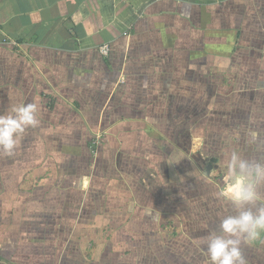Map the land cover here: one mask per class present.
<instances>
[{
    "label": "crops",
    "instance_id": "obj_1",
    "mask_svg": "<svg viewBox=\"0 0 264 264\" xmlns=\"http://www.w3.org/2000/svg\"><path fill=\"white\" fill-rule=\"evenodd\" d=\"M218 84L264 119V0H0V114L41 105L0 153V264H164L153 200L180 134L173 105L212 102ZM152 152L162 160L140 171L155 180L131 179ZM256 243L246 264H264Z\"/></svg>",
    "mask_w": 264,
    "mask_h": 264
},
{
    "label": "rangeland",
    "instance_id": "obj_2",
    "mask_svg": "<svg viewBox=\"0 0 264 264\" xmlns=\"http://www.w3.org/2000/svg\"><path fill=\"white\" fill-rule=\"evenodd\" d=\"M226 80L222 81L224 85L228 83ZM218 88L212 102L211 98L205 99L204 96L201 100L194 98V93L184 95L187 90L181 89V95H184L181 96V104L173 105V114L180 113L181 119L171 120L169 126L178 128L180 134L179 137L170 135L167 138L169 144L166 145L174 154L168 160L169 172L157 178L161 183L158 184L161 196L153 200L155 204L162 202L165 208L164 223L161 225L166 227L167 235L163 240H157L159 243L154 241L155 250L164 264H209L205 251L206 237L210 232L219 231V223L225 216L235 214L226 198L228 182L224 157L236 151L244 158L264 161V119L247 113V105L240 101L243 96L237 98V89L225 96L223 92L226 90H221L219 84ZM233 95L234 101H229L228 98ZM174 99L178 100V97ZM250 128L257 134L245 135L243 131L247 132ZM98 139L97 136L92 138L91 149ZM174 139L181 144V154L172 148ZM176 142L174 140L177 146ZM153 143L156 146L157 141ZM154 155L152 152L151 157L147 156V165H142L139 159L131 160V165H128L130 171L140 166L131 179H137L139 174L145 176L140 170H144L154 160H162L161 157L157 160L158 157ZM207 164H211L209 170H206ZM145 171V178L153 177L148 175L150 169ZM151 173H154L155 180V173H159V170ZM141 181L142 178L139 180L140 185L136 184L138 190L145 184ZM263 188L264 185H261L259 190ZM262 235L264 238L262 233L259 239ZM256 241L250 247L245 245L243 252L253 253L254 249L250 250L251 247H257Z\"/></svg>",
    "mask_w": 264,
    "mask_h": 264
},
{
    "label": "clouds",
    "instance_id": "obj_3",
    "mask_svg": "<svg viewBox=\"0 0 264 264\" xmlns=\"http://www.w3.org/2000/svg\"><path fill=\"white\" fill-rule=\"evenodd\" d=\"M39 101L13 105L0 114V153L13 155L22 136L40 124ZM227 168L226 198L235 214L225 216L219 231L206 237L209 264H246L243 247L264 233V204L258 203L259 188L264 185V161L244 158L236 151L224 157Z\"/></svg>",
    "mask_w": 264,
    "mask_h": 264
},
{
    "label": "built area",
    "instance_id": "obj_4",
    "mask_svg": "<svg viewBox=\"0 0 264 264\" xmlns=\"http://www.w3.org/2000/svg\"><path fill=\"white\" fill-rule=\"evenodd\" d=\"M99 52L103 56H108L109 52H110L109 45L107 43H104V44L100 45Z\"/></svg>",
    "mask_w": 264,
    "mask_h": 264
},
{
    "label": "water",
    "instance_id": "obj_5",
    "mask_svg": "<svg viewBox=\"0 0 264 264\" xmlns=\"http://www.w3.org/2000/svg\"><path fill=\"white\" fill-rule=\"evenodd\" d=\"M210 168H211V165L208 164V165L206 166V170H209Z\"/></svg>",
    "mask_w": 264,
    "mask_h": 264
}]
</instances>
